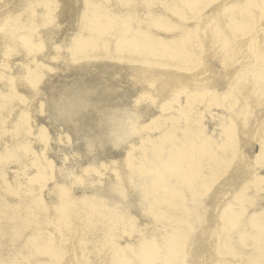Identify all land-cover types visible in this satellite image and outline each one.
<instances>
[{"label":"bare ground","instance_id":"1","mask_svg":"<svg viewBox=\"0 0 264 264\" xmlns=\"http://www.w3.org/2000/svg\"><path fill=\"white\" fill-rule=\"evenodd\" d=\"M0 264H264V0H0Z\"/></svg>","mask_w":264,"mask_h":264}]
</instances>
